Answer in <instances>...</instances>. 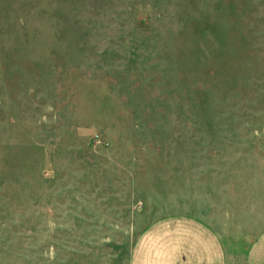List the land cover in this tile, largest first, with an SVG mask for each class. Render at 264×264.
Masks as SVG:
<instances>
[{"label":"rangeland","instance_id":"374dc122","mask_svg":"<svg viewBox=\"0 0 264 264\" xmlns=\"http://www.w3.org/2000/svg\"><path fill=\"white\" fill-rule=\"evenodd\" d=\"M264 232V0H0V264H133L156 223Z\"/></svg>","mask_w":264,"mask_h":264},{"label":"crops","instance_id":"0c3cea01","mask_svg":"<svg viewBox=\"0 0 264 264\" xmlns=\"http://www.w3.org/2000/svg\"><path fill=\"white\" fill-rule=\"evenodd\" d=\"M133 264H228L220 236L197 219L171 217L138 240ZM244 264H264V232L252 243Z\"/></svg>","mask_w":264,"mask_h":264}]
</instances>
